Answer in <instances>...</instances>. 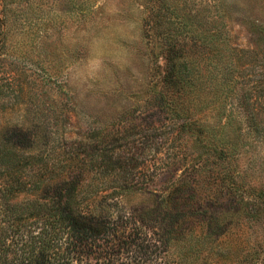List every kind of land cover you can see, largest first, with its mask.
<instances>
[{
	"label": "rangeland",
	"instance_id": "1",
	"mask_svg": "<svg viewBox=\"0 0 264 264\" xmlns=\"http://www.w3.org/2000/svg\"><path fill=\"white\" fill-rule=\"evenodd\" d=\"M6 3L10 23L0 71L13 80L2 90L4 129L28 128L39 120L49 123L48 131L63 137L65 146L136 131L161 119L156 107L164 58L188 57L206 73L194 97L201 102L195 117L207 118V133L174 142L176 133L164 129L156 139L163 146L155 148L160 164L172 167L165 179L194 157L203 164L202 177L208 176L223 166L208 146L228 141L237 155L228 162L239 174L237 183L264 189V0ZM125 200L141 201L134 195ZM247 225L251 233L253 224Z\"/></svg>",
	"mask_w": 264,
	"mask_h": 264
},
{
	"label": "trees",
	"instance_id": "2",
	"mask_svg": "<svg viewBox=\"0 0 264 264\" xmlns=\"http://www.w3.org/2000/svg\"><path fill=\"white\" fill-rule=\"evenodd\" d=\"M9 23L0 0V47ZM164 60L161 119L131 133L65 146L49 123H0V264H264V189L237 183L228 141L208 146L223 164L208 176L194 157L165 179L172 167L160 164L157 137L207 133V118L195 117L194 97L206 73L188 57ZM3 72L0 111L13 80Z\"/></svg>",
	"mask_w": 264,
	"mask_h": 264
}]
</instances>
